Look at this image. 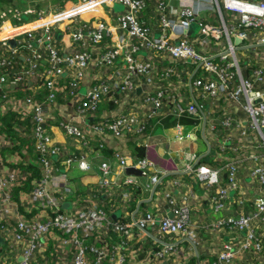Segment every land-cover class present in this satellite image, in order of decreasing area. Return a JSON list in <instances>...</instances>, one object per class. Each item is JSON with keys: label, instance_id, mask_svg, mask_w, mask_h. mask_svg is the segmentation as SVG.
Wrapping results in <instances>:
<instances>
[{"label": "built area", "instance_id": "1", "mask_svg": "<svg viewBox=\"0 0 264 264\" xmlns=\"http://www.w3.org/2000/svg\"><path fill=\"white\" fill-rule=\"evenodd\" d=\"M192 2L207 3L210 8L218 9L222 14V26L204 21L199 15L201 9ZM191 3H183L178 18H170L163 13L165 5L162 3L158 6L161 11L162 33L155 37L152 29L145 25L138 17V13L144 7V0H80L70 8L60 10L56 13H41L36 19L37 22L44 19L41 27L39 23L32 24L22 23L21 12L0 11V17L3 20L0 23V46L7 52H0V99L2 102L13 101L7 95V89L14 83H22L32 78L38 72L39 66L44 57L47 58L48 65L43 69L44 80L47 88L50 89V96L56 93L61 74L63 73V64L69 67L73 73L71 83L74 87L85 75L86 69L91 63L92 53L89 45L97 46L103 40L105 34L111 30L100 12L114 3H119L125 7V11L120 13L117 18V25L125 31L121 38L123 43V53L125 61V74L119 81L113 83V75L108 79H102L90 85L86 92L80 97L81 103L77 109L80 116H85L87 109H96L101 96L108 93L113 87L118 86L122 90H128L135 85V79L145 75L146 80L153 83L152 72L154 64L140 57L141 51H151L153 53L165 52L174 61L193 62L198 64L205 74L195 77L193 83L202 97H224L226 100H232L236 105H241L249 114L248 122L234 120L232 116H226L221 124L223 127H231L235 124L239 127L242 138H246L247 147L244 153H239L227 158L225 167L228 171L227 182L219 186L215 195L210 197V201L215 209L219 210L225 207V202L232 191L240 193L238 202L247 198V191H244L240 185L239 168L241 165H247L251 162L248 171L250 177L254 179L256 195L254 198L255 216L241 212L238 216H228L218 219L211 223L214 230L229 227L231 230L245 231L243 239L235 237L233 241L225 243L222 251L218 256V263L213 264H238L241 255L249 250L254 254L264 251L263 239L258 232V223L264 224V155H260L257 149L264 147V67H256L246 76L243 74L237 57V48L248 49L256 45H264V0H192ZM224 12L230 13L235 22L228 25L223 20ZM85 13H93L89 19L82 20L70 31L73 43H78L79 49L70 53L66 57L62 56L54 44V33L52 24L58 21L75 20ZM192 23H198L202 32L207 35L215 36L217 41L222 39L226 34L228 38H238L244 44L235 47L230 43L223 50L219 51L216 56L203 54L187 39L186 30ZM40 27V28H39ZM10 39H16V45L12 46ZM31 39H34L38 47L33 46ZM134 40V41H133ZM240 47V48H239ZM20 48L28 51L26 64L17 65ZM119 50L108 47L99 56V61L113 65L119 56ZM263 54L258 57L261 58ZM219 57V62L214 58ZM228 59V61H226ZM257 61L261 62L257 57ZM172 69L165 71V76L171 75ZM199 95V94H198ZM146 100L154 107H161L165 101L174 109L177 116L181 115H199L202 110L199 101L184 102L177 99L174 94L164 91H157L156 95L147 96ZM25 109L32 113L36 121L35 127V147L41 154L40 162L42 163L41 178L34 181L33 188L29 191L30 202L32 206L45 208V216L36 214L34 217L19 215L13 216L14 221L8 227L7 234L10 241L22 245L21 258L16 259L11 264H31L37 253H44L46 241L50 234L58 231L61 235L60 248H72V258L66 257L63 261H71V264H103L105 261L111 264H127V253L124 250L131 239L135 238V227L140 229L144 234L149 227L158 226L163 234H186L193 240L197 236L196 229L190 224V208L188 205L182 206L176 210L173 217H159L156 213L148 211L135 221L125 223L114 221L108 214L97 204L88 207H80L72 210L58 211L64 202V195L71 189L65 188L50 189L47 181L54 179L53 174V155L60 154L61 148L53 142L51 132L44 125L48 110L46 105L32 97H26L22 101ZM201 103V102H200ZM214 124V123H213ZM65 133L70 137L77 138L85 147L91 145L93 140L91 136H99V147L103 145V138L107 139L108 135H121L126 130L136 126L141 129L135 115H121L112 121H103L93 124L89 127V134L85 132V125L72 120L62 122ZM107 129L110 133H107ZM249 129H255L257 136L248 132ZM87 131V130H86ZM230 133L222 136L218 142L220 151H227L230 147L228 144ZM243 141H245L243 139ZM236 150V148H234ZM115 157L119 161L121 169L130 164L138 167L142 172L151 161L143 158L129 163L128 156L122 151H116ZM249 159V160H248ZM66 162H71V158ZM81 169L90 168V162L86 159L77 161ZM199 175L208 174V180H216L218 172L209 165L201 164L197 167ZM112 167L108 161H103L100 165V186L109 189L113 194L116 191L124 189L121 182L116 181L111 176ZM66 174L62 173V178L67 182ZM17 171H7L0 167V195L4 196L5 201H10L12 197V187L21 183ZM152 183H158L159 176L154 175ZM127 184L132 182V178L125 181ZM58 184V183H57ZM60 189V190H59ZM124 193L127 194L126 190ZM1 206V205H0ZM6 211V210H5ZM54 212V213H51ZM3 209L0 207V218L7 221L3 216ZM112 228L119 237L118 242H109L106 239L108 230ZM92 239L90 244L85 240ZM97 243H100L98 245ZM173 244H165L163 251H154L147 263L160 264L166 256L171 254ZM65 250V249H64ZM88 251L95 254V260L90 261ZM42 257L44 256L41 255ZM164 257V258H162ZM238 263H236L238 260ZM65 263V262H64Z\"/></svg>", "mask_w": 264, "mask_h": 264}, {"label": "crops", "instance_id": "2", "mask_svg": "<svg viewBox=\"0 0 264 264\" xmlns=\"http://www.w3.org/2000/svg\"><path fill=\"white\" fill-rule=\"evenodd\" d=\"M78 1L80 0H0V11L21 12L20 21L22 23H32L36 21L41 13H56L72 7ZM191 2L192 0H144V7L138 13V17L152 29L153 36L158 37L162 33L161 11L158 6L163 3L165 5L163 13L170 18H178L183 3ZM192 3L200 7L199 15L202 16L204 21H209L219 26L223 25L222 14L219 13L218 9L210 8L207 3ZM123 11H125V7L119 3H114L100 12V15L111 27V30L105 34L100 44L88 46L93 58L86 69L85 75L78 82L77 96L71 98L68 94L69 90L62 91L61 79L68 83L69 80H73V73L67 65H63L64 71L59 78L60 89H58L61 94L58 100L46 103L49 115L44 125L51 132L53 142L62 151L60 154L51 157L55 178L48 180L47 184L53 190L57 186L62 189L69 185L71 190L64 195L65 202L63 201L64 203H69V205L65 206L66 210L88 207L92 204L99 205L101 201L93 195L92 191L100 190V165L103 161H108L112 167L111 176L114 180L123 182L128 178H132V182L126 188L116 191L121 196V201L118 202L119 205L117 204V210H115V213L119 212L118 217L133 222L148 211H152L162 217L168 216L169 211L175 214L177 209L188 205L191 215L190 224L197 231L196 238L191 241L186 234H182V237L175 235L165 236V234L160 232L158 226L149 227L146 231L144 230V234L135 227L134 240L130 241L131 243L129 242L124 248L127 253V264H149L147 262L151 257V251L157 247H154L148 238L155 240L160 245L169 243L175 246V254L163 259L160 264H213L214 261L218 262L219 253L225 243L233 241L235 237L243 239L245 231L231 230L229 227L214 230L211 228V223L231 215H239L241 211L257 220L253 203V197L256 195L255 184L248 171V167L252 165L251 162L247 161V165H241L239 168L240 185L244 191H247V198L244 202H238V197L240 198L241 195L234 191L230 193L224 208L217 210L210 201V197L215 195L219 186H223L227 182L228 171L224 164L227 158L237 155L239 151L244 153L245 150L251 149V147L246 146L248 141H246V138H242L238 126L235 124H232L231 127L223 128L217 126L229 115L233 117V121L248 122L250 114L242 106L237 107L230 99L226 100L224 97H211L202 100L198 95V89L193 83L195 77L205 74L198 64L190 61H174L165 52L153 53L143 50L140 52V57L150 60L155 67L152 72L155 89L153 83L148 82L145 75H142L135 79V85L128 90H122L118 86L113 87V91L102 100L97 113L80 116L77 111L79 95H83L90 85L99 80L108 79V77L110 78L113 75L114 83L119 81L120 77L122 78L125 74L126 66L121 40L125 35V31L117 25L118 15ZM92 14L85 13L73 21H58L52 24L54 42H56L59 53L62 56L66 57L80 48L78 43H73L70 31L80 21L89 19ZM223 20L228 25L235 22V18L228 12H224ZM2 21L0 17V23ZM44 22L45 20L41 19L32 24L39 23L41 27ZM185 32L187 39L197 50L213 57L230 43L234 44L235 47L241 44V41L235 42L234 37L228 38L226 34L218 42L215 36L204 34L198 23H192ZM31 42L33 46L38 47L39 43L34 39H31ZM14 45H16V39ZM108 47L119 50L118 59L113 66H108L104 62L99 61V55ZM238 51L239 49L237 48ZM242 51L244 56H247V59L244 57L243 61L257 57L264 62V45L259 44L246 50L242 49ZM0 52L5 54L7 51L0 46ZM250 53L254 54V56H251ZM27 54V50L20 48L17 65L26 64ZM261 54L263 55L259 58L258 56ZM46 66L47 58L44 57L38 72H36L34 77L27 79V83L11 84L7 89V95L13 101L2 102L4 105L2 108L3 113H6L11 108L15 110L25 109L22 103L24 97H19L21 92L37 95L45 89L42 82L43 69ZM168 68L172 69L169 77L165 76V71ZM159 90L174 94L177 99H182L184 102L196 103L199 101L202 112L199 115L186 114L177 116L168 101H165L159 108L154 107L146 100V97L156 95ZM25 110L27 111V109ZM129 114L136 116L139 125H142L150 118L156 124L144 134L139 133L140 131L136 126L118 136L110 133L107 139L103 138L102 147L97 145L98 139H96V141L92 142L90 148H86L77 138L67 135L62 126L63 121L72 120L83 123L88 131L91 120H112V118L114 120L121 115ZM248 132L251 135L253 134V137L258 135L250 130ZM227 133L231 134L228 140L230 147L227 148L226 152H221L218 148V142L221 138L218 135L222 137ZM8 145H10L8 137L0 130V167L11 171L14 167L19 166V163L25 157L29 159V156L24 149L21 150L25 154L23 156L18 155L17 152H7L5 147ZM33 147L35 150L34 142ZM118 150L128 156L129 163L146 158L151 161V164L146 168V172H142V174L128 173L126 169L128 166L121 169L119 161L114 155ZM257 152L260 155H264V147L257 149ZM207 154L217 156L220 160L218 164L209 165L218 172L216 180L212 182L208 180V174L199 175L197 171L199 166L197 163ZM4 155L6 157L9 156L8 163L5 162ZM78 157H80L78 160H88L90 168L87 170L81 169L77 162ZM69 158H71V162H66ZM197 160L198 162L196 163ZM129 166L132 165L130 164ZM62 173L66 174L67 182L62 178ZM154 175L159 176L157 184H153L151 181ZM154 186H156V189L153 196H151ZM124 190H126L127 194L124 193ZM82 192H86V194L77 196V194ZM88 192L91 194L87 195ZM75 194L76 197L74 196ZM73 197H75L74 200ZM83 198H86L89 204L86 205L87 202ZM130 200L131 203L135 201V205L131 209L128 208ZM0 205L4 211L3 216L5 219L9 217L7 221H3L2 216L0 218V223H3L2 228L0 227L1 237L6 235V229L10 227L15 218L13 216L17 213L19 215L26 213L29 216L32 214L31 217H34L37 213L43 217L45 216V210L39 211L36 205H31L29 192L25 190L18 196L13 197L12 195L9 202L4 200V196L2 198V195H0ZM258 225L259 235L264 239V224L259 222ZM60 238L61 235L58 231L52 232L46 241L44 253H39L40 255L44 254L46 257L38 258L37 261H32L31 264H71V261L63 260L66 257L72 258L73 249H58L60 248ZM2 242L0 241V264H11L14 259L21 258V244H17L12 249V247H8L10 245L5 240ZM4 243L6 246L2 247L1 245ZM238 261L239 259L236 263ZM238 264H264V251L254 254L246 250L241 255Z\"/></svg>", "mask_w": 264, "mask_h": 264}, {"label": "trees", "instance_id": "3", "mask_svg": "<svg viewBox=\"0 0 264 264\" xmlns=\"http://www.w3.org/2000/svg\"><path fill=\"white\" fill-rule=\"evenodd\" d=\"M244 43H245V41L242 42L240 45H242ZM54 44H55V47L57 48L56 42H54ZM242 52H243L242 48H240L239 51L237 52V57H238V62H239L240 68H241V70H242V72H243V74L245 76L247 74H249L256 67L257 68L258 67H264V62L263 61H261V62L257 61L255 59V57L252 60L243 61V58L245 56H244V54ZM245 54H248V53H245ZM250 55L254 56V54L252 55V53H250ZM251 56H249V57H251ZM214 59L217 62H219V57H215ZM245 59H247V57H245ZM226 61H228V59ZM47 63H48V61H47ZM105 64L108 65L107 63H105ZM113 65H108V66H113ZM24 82L27 83V80H25ZM57 83H58V85H57V87H58L59 86V80H57ZM42 84L44 85L45 89L40 94L34 95V94H30V93L26 94V93L21 92V96H19V97L20 98L32 97L35 100H38L40 102L42 101L45 105L49 101L58 100V97H59V95L61 93H59L58 92V88H56L57 92L55 93V95L53 97L50 96L51 91L46 86V82L44 80V74H43V82H42ZM60 85L62 86V91H64V90L68 91L69 90L68 94H69V96L71 98L77 96L76 94L78 93V91H77L78 88L73 86V84L71 83V80H69V83H68L66 81L64 82V79L63 80L61 79ZM111 91H113V89ZM111 91H109L108 93H105V94H103L101 96V100L99 101V104H98L96 109H91V108L87 109V112L85 113V116L87 114H91L92 115V114L97 113L102 100L104 99L105 96L110 94ZM198 94L201 97V99L204 100V97H202L199 92H198ZM80 97H82V95H79V98L77 100V109L79 108L80 103H81ZM207 98H211V97H207ZM2 101L3 100L0 99V130L6 134V136L8 137V139L10 141V145L6 146L5 150L7 152L8 151L9 152L10 151L17 152L18 155L23 156L24 153L21 150L24 149L25 152L29 156V159L25 157V159H23L19 163V166H16L13 169H11V171H17L19 176L21 177L20 180H19V181H21V183L13 185L12 190H11V193H12L13 197H15V196H18L24 190L26 192L27 191L29 192L34 186V181L35 180L36 181L40 180V178H41V168H42V163L40 162L41 154L36 150V147H35L36 151L34 150V147H33V142H34V145H35V141L34 140H35L36 121L33 118L32 113H30L27 110L29 112L28 113L25 109L15 110V109H12V108L9 109L7 112L5 111L6 113H3L2 112V108H3L4 105H3ZM231 102H233V101L231 100ZM234 105H236V104L234 103ZM239 106H241V105H237V107H239ZM112 120H113V118H112ZM112 120H108V121H112ZM100 121L103 122V121H106V120H91V122L89 123V127L91 125H93V124L99 123ZM154 124H156V123L153 121V119H151V118L148 119L147 121H145V123L142 124V125H145V126L140 125L141 129L139 130L140 131L139 133H143L144 134L145 132L149 131L150 127H152ZM217 127H222L223 128L221 122L218 124ZM249 130L251 132H253V133H257V131L255 129H249ZM88 131L85 130V132L87 134H89ZM107 133H110L109 129H107ZM98 137L99 136H93V137L91 136V139L93 141H96V139ZM218 137L221 138L220 135H218ZM217 140H219V139H217ZM97 143H98L97 145H99V141H97ZM91 146H92V142H91V145L86 147V148H90ZM8 157H6L4 155V160H5L6 163H8V160H9ZM79 158L80 157H78L77 160ZM218 161H220V160H219V158H217V156H212L211 154H207V155L203 156L199 160L197 165H201V164H206V165L218 164L219 163ZM225 163H226V161L224 162V164ZM127 185L128 184L125 181L121 182V186H123L124 188H126ZM99 189H100L99 191H92L93 195L96 198H99V200L101 201V204H99V207L104 209V211L113 220V222L114 221L123 222V223L127 222V219L120 218V217H117L115 219L112 216L115 213V210H117L116 206L119 205L118 202L121 201L120 193H117L118 192L117 191L116 193L109 194L110 193L109 189L106 188V187L100 186V184H99ZM89 193L90 192H88L87 195ZM84 194H86V192L79 193V194H77V196H82ZM74 196L76 197V194ZM75 197H73V200L75 199ZM83 199L87 202L86 205L89 204V202L87 201L86 198H83ZM85 201H83V202H85ZM134 202L135 201H133V203H131V200L129 201V205H130L128 207L129 209L134 207V205H135ZM44 210H45V208H40L39 211H44ZM65 210H66L65 207L63 206V204H61L59 209H58V211H65ZM33 213H34V210H33ZM51 213H54V212L51 211ZM22 215L23 216H27V217H31L32 216V214L29 216L26 213H23ZM232 216L236 217L238 215H232ZM2 225H3V223L1 222L0 223V227L1 228H2ZM168 235H175V236H181L182 237V233L168 234ZM168 235L166 234L165 236H168ZM3 238H5V239H3V242L5 240L8 244L11 243V241H10L11 239H10V237H9V235L7 233H6V235ZM106 239H107V241H109L111 243L112 242L114 243V242L120 241L122 238L119 237V234L115 230L110 228L108 230V232H107ZM148 239L151 240V243H152V245H154V247H157L156 249H153L151 251V253L154 252V251H163L164 245H160V243L156 242L155 240H153L151 238H148ZM132 240H134V239H131L130 241L132 242ZM91 241H92V239L88 238L87 240H85V243L86 244H90ZM262 241H263V244H264V239ZM129 242H127V243H129ZM97 244L100 245V243H97ZM1 246L5 247L6 244L4 243ZM126 246L127 245L125 244V247ZM8 247L11 248L12 247L11 244ZM13 248L14 247H12V249ZM170 252H171V254L169 256H166L165 258L162 257V258L166 259V258L170 257L171 255H174L175 252H176L175 246H174L173 249H171ZM41 257L42 256L39 253H37L35 255V257L33 258V261H37L38 258H41ZM88 258H89L90 261L95 260V254L93 252H91V251H88ZM69 259H71V258H69ZM15 260L16 259H14V261ZM204 262H206V261H204ZM31 263H32V261H31ZM216 263H218V262H216ZM2 264H4V263H2ZM103 264H111V263H108L107 261H105Z\"/></svg>", "mask_w": 264, "mask_h": 264}, {"label": "water", "instance_id": "4", "mask_svg": "<svg viewBox=\"0 0 264 264\" xmlns=\"http://www.w3.org/2000/svg\"><path fill=\"white\" fill-rule=\"evenodd\" d=\"M239 41L240 40L238 38H235V42H239ZM10 43L12 45H14L15 44V39H10ZM198 160L196 161V163L198 162ZM126 169H127V172L128 173H132V174H142V170L140 168H136L134 166H128ZM155 189H156V186L153 187L151 196H153ZM67 205H69L68 202H66V203L63 204L64 207L67 206ZM118 215H119V212H116L112 216H113V218L116 219L118 217ZM168 216L169 217H173L174 216V213L172 211H169L168 212ZM0 241L1 242L3 241V237H1V236H0Z\"/></svg>", "mask_w": 264, "mask_h": 264}, {"label": "rangeland", "instance_id": "5", "mask_svg": "<svg viewBox=\"0 0 264 264\" xmlns=\"http://www.w3.org/2000/svg\"><path fill=\"white\" fill-rule=\"evenodd\" d=\"M245 57H247V56H245ZM190 240H191V241H193V238H190ZM10 244H11V246H12V247H14V246H15V245H14V243H12V242H11V243H9V245H10ZM16 252H17V251H16ZM44 257H46V256L44 255Z\"/></svg>", "mask_w": 264, "mask_h": 264}]
</instances>
